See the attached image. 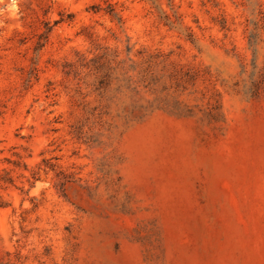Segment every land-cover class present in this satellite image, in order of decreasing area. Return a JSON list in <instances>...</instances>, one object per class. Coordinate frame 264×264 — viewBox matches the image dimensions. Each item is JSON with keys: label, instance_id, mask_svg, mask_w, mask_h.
Returning a JSON list of instances; mask_svg holds the SVG:
<instances>
[{"label": "rangeland", "instance_id": "374dc122", "mask_svg": "<svg viewBox=\"0 0 264 264\" xmlns=\"http://www.w3.org/2000/svg\"><path fill=\"white\" fill-rule=\"evenodd\" d=\"M0 197V264H264V0H0Z\"/></svg>", "mask_w": 264, "mask_h": 264}, {"label": "trees", "instance_id": "16d2710c", "mask_svg": "<svg viewBox=\"0 0 264 264\" xmlns=\"http://www.w3.org/2000/svg\"><path fill=\"white\" fill-rule=\"evenodd\" d=\"M259 85L258 84H255V90H259ZM13 164H15V166H18V167H24L25 169L27 168V165L25 163H23L20 159L17 160L16 162H13ZM4 176L2 177V182L6 185H13L14 186V180L12 178V176L10 175V171H6L4 170ZM36 174L35 172H33L32 176L34 179H36ZM8 206V203H6L5 201H3V199L0 197V208H4V207H7Z\"/></svg>", "mask_w": 264, "mask_h": 264}]
</instances>
